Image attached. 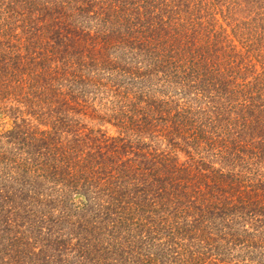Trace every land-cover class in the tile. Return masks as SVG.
Returning a JSON list of instances; mask_svg holds the SVG:
<instances>
[{"label": "trees", "instance_id": "16d2710c", "mask_svg": "<svg viewBox=\"0 0 264 264\" xmlns=\"http://www.w3.org/2000/svg\"><path fill=\"white\" fill-rule=\"evenodd\" d=\"M248 162L264 0H0V264H264Z\"/></svg>", "mask_w": 264, "mask_h": 264}, {"label": "rangeland", "instance_id": "374dc122", "mask_svg": "<svg viewBox=\"0 0 264 264\" xmlns=\"http://www.w3.org/2000/svg\"><path fill=\"white\" fill-rule=\"evenodd\" d=\"M257 166V167H256ZM256 167V168H255ZM245 173L247 174V176H254L255 174L264 176V162L261 164H256L255 162H248L246 164V168L244 167ZM256 176V175H255ZM84 198L77 196L76 200L77 202L80 204V202L83 200ZM82 203V202H81Z\"/></svg>", "mask_w": 264, "mask_h": 264}]
</instances>
